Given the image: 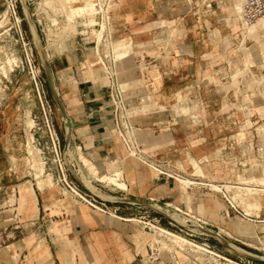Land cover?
Here are the masks:
<instances>
[{
  "label": "crops",
  "instance_id": "0c3cea01",
  "mask_svg": "<svg viewBox=\"0 0 264 264\" xmlns=\"http://www.w3.org/2000/svg\"><path fill=\"white\" fill-rule=\"evenodd\" d=\"M3 8L0 0V11ZM29 10L32 13V6ZM199 12L196 0H112L110 32L115 55L123 59L117 63V73L139 158L130 156L114 130L109 80L100 67L92 66L96 61L92 33L51 44L45 41L54 85L71 124L70 151L79 162L81 155L88 159L100 176L121 173L124 191L92 180L100 194L163 209L171 204L193 213L204 228L229 233L231 237L221 232L235 246L264 257L263 249L247 245L264 247V195H256H260V209L248 214L240 203L234 201L236 212L222 193L198 184H235L238 175L264 177V146L262 152L256 150L259 136L264 137V122L255 128L264 105L255 98L249 120L233 118L223 90L219 119L215 105L199 102L203 92L208 96L213 91L198 88L204 73L206 80L213 79L216 68L229 64L224 60L216 65L214 28L198 22ZM82 20V26L92 25ZM260 23L256 33L264 31ZM253 77L250 67L238 70L227 88L238 78L247 87L241 91L245 94L248 87L257 86ZM5 106L0 103V130L9 126ZM247 127L253 128L251 139ZM1 144L0 264H198L191 253L160 250V246L158 259L150 261L151 248L156 247L154 236L141 225L147 219L228 259L241 258L215 239L181 229L146 207L105 202L108 213H104L64 195L58 185L43 190L35 184L23 185L20 154L12 147L17 137L2 136ZM194 162L200 164L203 177L195 175ZM150 163L159 165L166 175ZM83 173L88 176L85 169ZM175 176L197 184L187 187ZM232 194L226 191L231 202ZM246 230L252 238L242 234Z\"/></svg>",
  "mask_w": 264,
  "mask_h": 264
},
{
  "label": "rangeland",
  "instance_id": "374dc122",
  "mask_svg": "<svg viewBox=\"0 0 264 264\" xmlns=\"http://www.w3.org/2000/svg\"><path fill=\"white\" fill-rule=\"evenodd\" d=\"M32 1H33L32 12L36 13V15L32 18L33 20L34 19H37L38 21L40 20V25L39 24L36 25L38 27L42 42L44 40L43 47L45 41L51 44L63 37L76 35L78 33L87 34L88 33L87 30L89 29V27L94 25V23H91L92 24L91 26L88 27L82 26L83 20L81 19L83 17L82 13H87L89 11V8L92 6V0H68L72 2L71 4L68 5L71 9L82 10L81 15L77 14V17L73 21L74 25L69 24V21L65 14L66 13L65 11L67 10H65L66 8L64 9L63 7L64 4H66L67 0H52L53 3L48 5H45L47 0H32ZM196 2L200 7L198 22L203 25H211L214 28L213 38L215 41V47H214V52H212V56L216 65L224 60L229 62V64L226 65L224 69L222 68L215 69L213 79L211 78L209 80H206V73H204L203 79H200L198 82V88L201 91H205L208 88H212L213 91L208 96L205 95L207 92H203L205 94H201L199 96V102L202 104L211 103L215 105V109H216L215 116L216 118L221 119L222 112H220L219 109H221L220 107L223 104L222 91L224 90L227 93L224 103L231 107L230 115L233 118H237V119L244 118L245 116L246 119L249 120V116L253 114V107L250 106H254V104L256 103L254 99L255 98L257 99L258 104L264 105V31H259L254 35H248L246 33L245 27L247 29L254 28L253 26L260 22L264 24V20L256 21L252 25H246L242 19L241 10L237 11L233 4L234 0H196ZM206 3H208V7H206ZM201 7H203L202 10ZM20 16L22 18V23L19 27L16 24V22H14L12 19L8 17L5 6L0 11V87L1 89L4 90L2 93H0V101L2 99L0 103L6 104L3 110L5 114L10 118L9 126H6L5 128H2L0 130V137L9 136V135H14L17 137V144L13 145L12 147L13 150H15L17 153L20 154L19 164L22 167L23 174L25 175V177L22 180L23 185L32 188L33 184H35L39 190H43L46 187H53V185H58L61 188H63L64 195L78 201L79 203L86 204L85 202L80 200V198L75 196L73 193H71L70 191L68 192L61 185V183L58 182V172L56 165L52 162L53 160L49 162L47 158H45L44 160L43 158L45 157L44 152L36 142V137L43 136L44 134L43 130L45 129L42 105H44L49 120L51 121L52 125L54 126L59 136L62 151L64 145V125L62 122V117H60L61 115L50 96L46 79L44 76V72L42 70L39 57L35 50L29 28L23 17L21 7H20ZM50 21L52 22L53 26H51ZM20 31L22 32L24 40H22V37L19 34ZM83 31L85 32L83 33ZM24 42L31 44V47L33 48V59H30L31 57L30 53L28 58L26 53L28 47H25ZM113 44L116 47V44L115 43ZM44 51L47 57L45 47H44ZM13 56L14 58L15 57L17 58V59L15 58L17 60V63L12 64L11 65L12 69H11V66L9 65L10 63L8 64L6 62H7V58L9 60L12 59ZM122 60L123 59L120 60L118 59L117 62L119 63ZM3 66H5L6 69ZM31 66L34 70L33 73L31 71ZM246 67H250L251 74L255 77L257 81V86H256L257 88L256 87L254 88L253 86L248 87L247 92L245 94L244 93L242 94L241 91L246 90L247 87L244 84L241 85L240 82H239L240 85H238L239 83L235 84L236 81L239 80H234V84L230 88H227V86L232 83L231 81L232 74H234L238 70L245 69ZM1 71L3 72L5 71V74H3V72ZM119 78L120 76L118 75V79ZM258 90L260 93L256 94ZM243 107L246 108L245 112L242 111ZM28 122H30L31 124L30 123L28 124ZM263 122H264V113H262L261 122L255 128L259 127ZM246 131L248 132L247 137H250L251 139L253 136V132H252L253 128L247 127ZM259 139H260V147H263L264 137L259 136ZM27 143L31 144L32 147L30 146V144L29 146L33 149V154H35L34 152L39 151L38 152L39 154L37 153L35 154L37 155L36 159L39 161L40 160L39 157H41L39 163L41 162L42 164H44V167L46 166L44 168V172L42 176L39 175L37 171H35V169H31V167L27 163H25L26 161L23 162L24 159L28 156L27 154L28 152H26ZM0 146H2V144ZM250 151L252 152L251 147H250ZM261 154L263 155L264 153ZM67 158L69 163L75 164L77 166V169H80L82 173L84 169L86 170V172H88V176H86L83 173L84 181H82L83 179H81L80 181L89 190L91 191L96 190L95 186L92 184V180H94L103 187L116 188L118 190H121L122 187L121 191H124L126 189V184L122 180L121 173H115L113 175H102L104 176V178L106 177L104 180V178L102 179V176L98 174L97 169L94 173H91L87 167L85 168V166L81 161L82 158L81 156L79 162L78 157H75L72 154V152L69 150ZM13 159L15 158L12 157V160ZM152 165L155 166L154 164ZM193 165L195 168V175L203 177L204 174L200 164L198 162H194ZM112 176L114 178H111ZM178 178H181L182 180L193 181L191 179L183 178L180 176H178ZM68 179L69 181L76 183V181L73 179L70 173H68ZM260 179L261 178L256 177L254 175H249V176L238 175L237 182L235 184L227 183L224 184V186L229 185V186H237L243 188L246 187L255 188L262 186L264 187V177L261 180ZM112 180L113 181L116 180L115 183L118 184V186L112 185L114 184ZM195 182L196 181H194V184H196ZM211 183L214 185L222 186V184L219 183H215V182H211ZM120 184H123L124 186ZM123 187H125V189ZM81 190L83 191V189ZM228 190L233 192L232 194L233 199L235 198V200L239 202L241 196L237 195L236 190L234 189H228ZM242 192L244 193L243 195L246 196L247 199H251V201L252 200L254 201V203L248 202L249 205L246 203L248 205L247 207H249L250 212L253 213L255 210L260 209L261 206L260 195H264V192L255 191L253 195L250 194L251 192L248 194H246L247 191L242 190ZM258 194H260L259 198L256 197V195ZM255 200L258 202H256ZM171 207H172L171 204H167L165 206V209L162 208V211L163 212L166 211V213L168 212L170 215H172L176 222L185 223L187 222V219H189L193 221L195 224L196 223L200 224L199 223L200 220L193 213L189 211L183 212V210H181L178 207H172V208ZM250 207L252 209H250ZM193 216L196 217L197 219L194 218ZM144 222L148 223L150 221L149 219H147L144 220ZM145 223L141 224L144 226V228L146 226ZM150 223L155 224L153 222ZM145 230L149 232L148 229L145 228ZM247 231L249 232V230H246L245 233L242 234L248 238H252L253 235L252 232L250 231V233H247ZM221 232L225 233V231L223 230ZM221 232L218 234L222 236ZM225 234L226 235L228 234V236L231 237L229 233L226 232ZM153 239L155 240V236ZM156 240L159 239L157 238ZM154 242L155 243L153 245H155L156 248L153 247L151 249L156 250L157 247L160 246V244L156 243V241ZM247 245L255 249L264 250V247H259L251 242H249ZM253 264H259V263H253Z\"/></svg>",
  "mask_w": 264,
  "mask_h": 264
},
{
  "label": "built area",
  "instance_id": "2783aa9c",
  "mask_svg": "<svg viewBox=\"0 0 264 264\" xmlns=\"http://www.w3.org/2000/svg\"><path fill=\"white\" fill-rule=\"evenodd\" d=\"M28 6H33L32 0H26ZM6 12L8 13V17L12 19L16 24L20 27L22 23V18L20 16V1L19 0H3ZM92 4L96 11L95 19L96 26L95 29H101L102 24H105L108 28V38L104 43V47L98 51L96 37L93 35L94 42L93 48L96 54V61L92 63V66H98L102 69L104 74L109 80V99L112 106L113 113V122H114V130L117 135L123 141L128 153L130 156L139 158L141 157L140 149L138 148L136 138H135V130L131 125V119L129 116L128 106L125 102L124 93L120 87V83L117 76V60L114 57V50L112 46V36L110 32L111 25V4L112 0H92ZM36 15L35 12L31 13V16L34 17ZM242 19L246 25H252L256 21L264 20V0H243L242 5ZM36 24L40 25V20L35 19ZM51 22V21H50ZM51 26L52 22H51ZM24 40L22 32L19 33ZM25 47H28L26 50L27 56L30 59H33V48L30 43L24 42ZM31 63V61H30ZM31 71L33 73V68L31 66ZM43 107V118L45 122V129L43 130V136H37L36 142L42 148L44 152L45 158L49 161H52L56 167L58 172V182L61 185L75 194L80 200L88 204L89 206L100 210L104 213H107L108 208L104 203H99L98 200L88 195L86 192H83L80 187L72 181L68 179L69 170L66 167L65 163L62 160V150H61V142L59 136L49 120L47 111ZM42 132V131H41ZM35 135V134H34ZM257 151H261L262 147H257ZM134 152V153H133ZM74 169H77V166L73 164ZM153 169L158 171V173L166 175L164 169H162L159 165L152 166ZM225 197L231 208L238 212V207L235 203L231 202L226 195V191H219ZM100 207V208H98ZM107 210V211H106ZM208 249L213 250L208 245H203ZM215 251V250H213ZM216 252V251H215ZM159 251L151 249L149 260L155 261L158 259ZM207 256V255H206ZM217 260L220 261L221 264H253L254 262L239 258L238 260L228 259L224 257H217ZM195 261L198 264H204L202 261L195 258ZM225 262V263H224Z\"/></svg>",
  "mask_w": 264,
  "mask_h": 264
},
{
  "label": "bare ground",
  "instance_id": "6f19581e",
  "mask_svg": "<svg viewBox=\"0 0 264 264\" xmlns=\"http://www.w3.org/2000/svg\"><path fill=\"white\" fill-rule=\"evenodd\" d=\"M51 3H53L52 2V0H47L46 1V4L45 5H48V4H51ZM64 3H65V1H64ZM64 3H62V4H64ZM72 2L71 1H66V4H64V9L65 10H67V11H65L64 13L66 14V17H67V19H68V21H69V24L71 25V24H73L74 22V20H75V18L77 17V14H80L81 15V11L82 10H76V9H71L68 5L69 4H71ZM234 6H235V8H236V10L237 11H240L241 10V13H242V5H243V0H234ZM49 7H51V6H49ZM62 11H63V9H62ZM7 13V12H6ZM8 14V13H7ZM82 15H83V17L81 18V19H85V20H87V21H89L90 23H94V25L93 26H91V27H89V29L87 30V31H90L91 33H92V35H94L95 37H96V42H97V49H98V51H100L103 47H104V43L107 41V38H108V28H107V26L105 25V24H102V26H101V29H95V26H96V24H97V22H96V19H95V15H96V11H95V9H94V6H93V4H92V6L89 8V11L87 12V13H82ZM238 16H239V14H238ZM6 18V17H5ZM240 19V18H239ZM57 20V19H56ZM53 21V20H52ZM54 22H55V20H54ZM57 22V21H56ZM57 24V23H56ZM83 24H85V23H83ZM261 24V23H260ZM66 25H67V22H66ZM74 25V24H73ZM72 25V26H73ZM258 25H259V23L254 27V28H248L247 29V34L248 35H253V33L255 34L256 33V30H257V27H258ZM77 26V25H76ZM244 27H245V25H244ZM66 28V27H65ZM69 28H70V26H69ZM91 28V29H90ZM66 30V29H65ZM72 31V30H71ZM71 31H69V32H71ZM85 31H83V33H84ZM63 33H64V31H63ZM85 34V33H84ZM112 46H113V50H114V45H113V42H112ZM29 55V54H28ZM114 57H115V59L118 61V58H117V56L115 55V51H114ZM10 58V57H9ZM16 58V57H15ZM14 58V56H13V58L12 59H9L8 60V58H7V62L6 63H10L9 65L11 66L12 64H15V63H17V58L15 59ZM29 58V57H28ZM14 66V65H13ZM4 68H5V66H3ZM2 68V67H1ZM8 68H10V67H8ZM6 69V68H5ZM11 69H12V66H11ZM10 69V70H11ZM7 71V70H6ZM1 72H3V71H1ZM7 73V72H6ZM3 74H5V71L3 72ZM118 74V73H117ZM119 75V74H118ZM237 76H238V74H237ZM239 76H240V74H239ZM236 77V76H235ZM254 78V77H253ZM119 80V79H118ZM236 80H238V78H236ZM240 81H236V83L235 84H237V83H239ZM238 85H240V83L238 84ZM256 87V86H255ZM257 88V87H256ZM4 90L3 89H1V87H0V93H2ZM1 101H2V99H1ZM0 101V102H1ZM30 122H28V124H29ZM132 123V122H131ZM31 124V123H30ZM132 125V124H131ZM30 126V125H29ZM133 126V125H132ZM133 129H134V126H133ZM27 142H28V140H27ZM30 142V141H29ZM29 144L30 143H27L26 144V148H27V150H26V152H28L27 154H28V156L24 159V161L23 162H25V163H27L30 167H31V169H35V171H37V173L39 174V175H41L42 176V174H43V172H44V168L46 167H44V164H42L41 162L39 163V161L41 160V157H39L40 158V160L38 161L37 159H36V156L37 155H35L36 153L37 154H39L38 152H34L35 154H33V149L31 148L32 146H31V144H30V146H29ZM35 151H37V150H35ZM263 151V148H262V150L260 151V152H262ZM134 153V152H133ZM41 154V153H40ZM81 161H82V163H83V165L85 166V168L87 167L88 169H89V171L91 172V173H94L95 171H96V167H95V165L94 164H92L88 159H86L85 157H83L82 155H81ZM38 158V159H39ZM44 158V160H45V157H43ZM62 160H63V157H62ZM13 161H15V159H13ZM63 162H64V160H63ZM46 164V163H45ZM70 166H71V168L74 170V172L77 174V176L79 177V179L81 180V179H83L82 181H84V176H83V173L80 171V169H74V167H73V163H70ZM30 169V170H31ZM32 171H34V170H32ZM88 173V172H87ZM97 173V172H96ZM90 174V173H89ZM97 175V174H96ZM241 176V175H240ZM49 177V176H48ZM243 177V176H242ZM104 178V176H102V179ZM106 178V177H105ZM105 178H104V180H105ZM111 178H114L113 176L111 177ZM176 179H177V181L178 182H180V183H182V184H184V185H186V186H192V185H196V184H194V181H190V180H182L181 178H178V176L177 177H175ZM262 179V178H261ZM260 179V180H261ZM47 180H49V179H47ZM97 180V179H96ZM259 180V181H260ZM100 181V180H99ZM107 181V180H106ZM115 181L116 180H112V182H114V184H112V185H114V186H118V184H116L115 183ZM240 181H241V179H240ZM263 181V180H262ZM45 182V181H44ZM49 182V181H48ZM47 182V183H48ZM42 183V182H41ZM50 183V182H49ZM85 184V183H84ZM88 184V183H87ZM116 184V185H115ZM199 184V183H198ZM244 184V183H243ZM242 184V185H243ZM256 184V183H255ZM47 185V184H46ZM50 185V184H49ZM86 185V184H85ZM110 185V184H109ZM120 185H122V186H124L123 184H120ZM200 185H206V186H208V187H210V189L211 190H213V191H229L228 189H234V190H236V193H237V195L238 196H241V199L239 200V202L237 201V200H235V198L233 199V197H232V202L234 203V201L235 202H237V203H240L241 205H243L244 206V209H245V211H246V213H248V214H252V212H250V210H249V207H247L248 205H249V203L248 202H246V196H244L243 194V192H242V190L243 191H247V193L246 194H248V193H250L251 195H253V193L255 192V191H258V192H264V187L262 186V187H255V188H248V187H246V188H243V187H237V186H229V185H227V186H224V185H222V186H218V185H214V184H212V183H207V184H205V183H200ZM111 186V185H110ZM120 188V187H119ZM124 189H125V187H123ZM228 188V189H227ZM123 189V190H124ZM67 190V189H66ZM121 190H122V187H121ZM68 191V190H67ZM69 192V191H68ZM229 192H231V191H229ZM253 192V193H252ZM233 193V192H232ZM242 194V195H241ZM75 195V194H74ZM76 196V195H75ZM235 197V196H234ZM243 197H245V198H243ZM255 199V198H254ZM256 201V200H255ZM256 202H258V201H256ZM248 205H247V204ZM158 207V206H157ZM98 208H100V207H98ZM254 208V207H253ZM250 209H252L251 207H250ZM256 209V208H255ZM254 209V210H255ZM253 210V211H254ZM174 211V210H173ZM180 212V211H179ZM184 212V211H183ZM112 213V212H111ZM165 213H166V211H165ZM186 213V212H185ZM166 214H168L174 221H175V219H174V217L172 216V215H170L168 212L166 213ZM183 215V214H182ZM191 215V214H190ZM192 216V215H191ZM188 217V216H187ZM186 217V218H187ZM194 217V216H193ZM194 218H196V217H194ZM197 219V218H196ZM183 221V220H182ZM145 228L146 229H148L149 230V233L150 234H152V235H154L155 236V240L154 241H156V243H159L160 244V250H167V251H173L174 249H178V250H180V251H183V252H186V253H191V254H193L194 255V257L195 258H197L198 260H200V261H202L204 264H221L220 263V261H218L217 260V258H216V256L218 257H224V256H222L221 254H219L218 252H215V251H213V250H211V249H208V248H206L205 246H203V245H201V244H198V243H196V242H193V241H191V240H189V239H187V238H185L184 236H182V235H180V234H177V233H174V232H172V231H170V230H167V229H165V228H163V227H160V226H158V225H156V224H152V223H150V222H148V223H145ZM226 233V232H225ZM247 233H250V230H249V232L247 231ZM228 235V234H227ZM221 236V235H220ZM250 236H251V234H250ZM252 237H253V235H252ZM159 239V240H156V239ZM176 242V243H175ZM179 242V243H178ZM155 243V242H154ZM183 244V245H182ZM159 247V246H158ZM159 249V248H158ZM207 255V256H206ZM224 258H226V257H224Z\"/></svg>",
  "mask_w": 264,
  "mask_h": 264
},
{
  "label": "water",
  "instance_id": "95a60500",
  "mask_svg": "<svg viewBox=\"0 0 264 264\" xmlns=\"http://www.w3.org/2000/svg\"><path fill=\"white\" fill-rule=\"evenodd\" d=\"M19 1H20V7H21L23 17L27 23L28 28H29L35 50L37 52V55L39 57V60H40L41 66H42V70L44 72V76L46 79V83H47V87H48L50 96H51L53 102L55 103V105H56V107H57V109H58V111L62 117V122H63L64 129H65V137H64L62 157H63V160L65 162L66 167L69 170V173L75 179V181L79 184L81 189H83V191H85L88 195L92 196L93 198H95L96 200H98L102 203L120 202V203H128V204L140 205V206L146 207V208L150 209L151 211L155 212L156 214L160 215L161 217L167 219L168 221H170L171 223H173L174 225L178 226L181 229L196 232V233H199V234L204 235L206 237H210V238L215 239L220 244L225 246L229 251L238 255L242 259H245V260H248V261H251L254 263L264 264V257L254 255L252 253H249V252L235 246L234 244L225 240L218 233H215L209 229H206L198 223L195 224L193 221H191L189 219H187V222H185V223H182V222L179 223V222L174 221L168 214L163 212L162 208H160V207L158 208L155 205H151L149 203H144V202H139V201H132V200H127V199H118V198L106 197V196L100 194L99 192H97L95 190L94 191L89 190L88 188H86L81 183L79 177L74 172V170L71 168L70 163H69L68 158H67L68 152L70 150V138H71L70 120L66 114L64 105H63V103L59 97V94L56 90V87L54 85V81H53L52 73L50 70L49 62L47 60V57H46V54L44 51L43 42H42L38 27H37L35 21L33 20L32 16H31V13H30V10H29V7H28L26 0H19Z\"/></svg>",
  "mask_w": 264,
  "mask_h": 264
}]
</instances>
